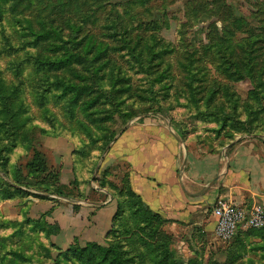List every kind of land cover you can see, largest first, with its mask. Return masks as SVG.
Segmentation results:
<instances>
[{"label": "rangeland", "instance_id": "374dc122", "mask_svg": "<svg viewBox=\"0 0 264 264\" xmlns=\"http://www.w3.org/2000/svg\"><path fill=\"white\" fill-rule=\"evenodd\" d=\"M144 123L199 156L264 145V0H0V264H76L71 248L85 258L114 242L120 205L157 223L143 240L175 264H264V229L221 242L130 195L111 154ZM40 224L60 231L46 238Z\"/></svg>", "mask_w": 264, "mask_h": 264}, {"label": "crops", "instance_id": "0c3cea01", "mask_svg": "<svg viewBox=\"0 0 264 264\" xmlns=\"http://www.w3.org/2000/svg\"><path fill=\"white\" fill-rule=\"evenodd\" d=\"M198 154L202 153L188 151L164 125L144 123L129 125L111 155L126 165L131 191L149 210L174 226L203 223L204 232L213 238L211 211L218 199L245 209L254 205L264 208V145L247 140L226 154L224 150L215 156ZM112 200L110 197L105 209L106 222L115 213ZM64 219L68 218L59 221L62 231Z\"/></svg>", "mask_w": 264, "mask_h": 264}, {"label": "trees", "instance_id": "16d2710c", "mask_svg": "<svg viewBox=\"0 0 264 264\" xmlns=\"http://www.w3.org/2000/svg\"><path fill=\"white\" fill-rule=\"evenodd\" d=\"M217 15V14H216ZM233 17V14H230ZM214 17V15H213ZM218 16H216L217 18ZM190 21V20H186ZM32 34V37H35V33ZM43 35V34H42ZM214 40L210 39L209 43L210 46H218L221 45V43H215ZM171 52L172 49H169ZM188 59L187 64L191 67L193 64V56L196 55V50H193L191 53H187ZM187 66H183L182 68H186ZM224 68L222 72L224 73V76L228 79L231 77V74L237 73L238 71L232 69L229 72L225 70ZM191 71H195V68L193 66L191 67ZM231 79V78H230ZM128 182V181H127ZM128 184V183H127ZM129 186V185H128ZM128 191L130 192V195H132L134 198H136L137 202H141L139 197H137L128 187ZM115 199V198H114ZM117 200V199H116ZM118 207V206H117ZM118 212L113 217L112 224H111V238L114 240V242H110L106 244V248L99 247L97 245H92L88 249L87 245L85 250L89 252V256H86L85 258L81 256H76V253L78 252L77 248L70 249L69 253H73L74 257H77L76 264H140L145 260L149 264H175L171 259L169 255V249L166 247V245H163V248L161 250H158L157 248H154L150 243H146L143 240V230L147 228V225L154 224L155 226L149 227V232L145 235H147L148 239L150 241H153L157 239V233L155 230H157V223L154 222H147V224H140L139 223V215L137 212L139 210H135L131 216L132 218H126V214L121 213V205L118 207ZM151 212V210H149ZM150 220L152 221H161L160 217L158 215L150 213ZM130 220V221H129ZM38 228L45 234L46 238H49L50 236H54L59 233L60 229L58 226H47V225H37ZM156 227V228H155ZM257 229V230H263ZM250 232L256 231L254 229H250ZM240 232H237L239 234ZM237 234L235 236H237ZM234 236V237H235ZM233 237V238H234ZM67 256V255H65Z\"/></svg>", "mask_w": 264, "mask_h": 264}, {"label": "built area", "instance_id": "2783aa9c", "mask_svg": "<svg viewBox=\"0 0 264 264\" xmlns=\"http://www.w3.org/2000/svg\"><path fill=\"white\" fill-rule=\"evenodd\" d=\"M211 215L215 220L213 238L221 242L233 239L240 228H264V208L258 205L245 209L230 201L218 199L212 207Z\"/></svg>", "mask_w": 264, "mask_h": 264}]
</instances>
